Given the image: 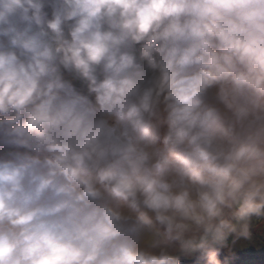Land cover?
<instances>
[{"label":"clouds","instance_id":"obj_1","mask_svg":"<svg viewBox=\"0 0 264 264\" xmlns=\"http://www.w3.org/2000/svg\"><path fill=\"white\" fill-rule=\"evenodd\" d=\"M0 146V264H221L264 219V0H0Z\"/></svg>","mask_w":264,"mask_h":264},{"label":"rangeland","instance_id":"obj_2","mask_svg":"<svg viewBox=\"0 0 264 264\" xmlns=\"http://www.w3.org/2000/svg\"><path fill=\"white\" fill-rule=\"evenodd\" d=\"M136 47L139 48V45ZM65 76L67 79H73L71 74L65 73ZM73 83L76 87L83 89L80 81L73 79ZM4 150L0 146V153ZM253 225V242L241 240L231 245V250H221L227 264H264V219L254 218Z\"/></svg>","mask_w":264,"mask_h":264},{"label":"water","instance_id":"obj_3","mask_svg":"<svg viewBox=\"0 0 264 264\" xmlns=\"http://www.w3.org/2000/svg\"><path fill=\"white\" fill-rule=\"evenodd\" d=\"M217 259L220 260L221 264H227L226 258H225L224 254L222 253L221 250L217 254ZM181 264H190V261L182 258ZM199 264H206V258H204L203 260H201L199 262Z\"/></svg>","mask_w":264,"mask_h":264}]
</instances>
